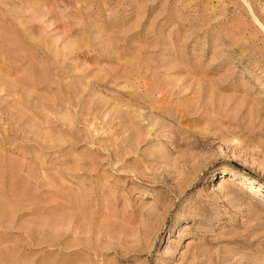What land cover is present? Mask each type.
I'll list each match as a JSON object with an SVG mask.
<instances>
[{"label": "rangeland", "instance_id": "374dc122", "mask_svg": "<svg viewBox=\"0 0 264 264\" xmlns=\"http://www.w3.org/2000/svg\"><path fill=\"white\" fill-rule=\"evenodd\" d=\"M0 264H264V0H0Z\"/></svg>", "mask_w": 264, "mask_h": 264}, {"label": "bare ground", "instance_id": "6f19581e", "mask_svg": "<svg viewBox=\"0 0 264 264\" xmlns=\"http://www.w3.org/2000/svg\"><path fill=\"white\" fill-rule=\"evenodd\" d=\"M240 183H242L243 185H250V182L245 179L240 180Z\"/></svg>", "mask_w": 264, "mask_h": 264}]
</instances>
